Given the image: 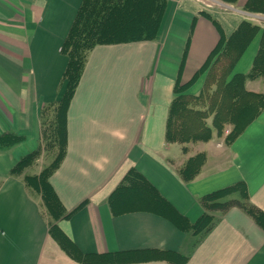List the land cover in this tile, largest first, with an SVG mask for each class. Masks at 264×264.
I'll return each mask as SVG.
<instances>
[{
    "label": "crops",
    "instance_id": "1",
    "mask_svg": "<svg viewBox=\"0 0 264 264\" xmlns=\"http://www.w3.org/2000/svg\"><path fill=\"white\" fill-rule=\"evenodd\" d=\"M82 1L0 0V135L21 137L0 149V264H264V230L237 208L215 214L207 233L183 231L172 219L176 212L195 223L202 196L237 182L264 211V109L231 143L214 132L183 153L165 139L176 80L193 78L221 33L228 38L243 20L264 28V14L244 10L248 0H167L154 40L89 52L67 111L65 157L49 178L69 217L52 220L25 182L46 166L11 173L41 145L46 109L63 93L61 47ZM261 32L232 75L251 72ZM204 81L205 73L187 93L197 94ZM245 88L264 96L261 76ZM198 153L205 154L199 174L182 181L176 168ZM131 170L168 207L155 206L161 200L142 183L129 186Z\"/></svg>",
    "mask_w": 264,
    "mask_h": 264
},
{
    "label": "trees",
    "instance_id": "2",
    "mask_svg": "<svg viewBox=\"0 0 264 264\" xmlns=\"http://www.w3.org/2000/svg\"><path fill=\"white\" fill-rule=\"evenodd\" d=\"M166 7L167 0L82 1L61 47V53L67 58L62 79L63 93L59 100L47 107V115L43 118L41 141L47 145V149L42 152L37 148L22 157L11 170L12 174H20L42 153L52 155L51 158H54L52 162L38 175L24 178L27 186L40 194L52 220L70 216L54 193L49 178L65 157L67 111L89 52L98 45L154 40L158 35ZM244 10L264 14V0H248ZM213 22L215 23L214 20ZM261 30L260 46L251 72L232 75L235 64ZM204 73L205 81L201 90L197 94L187 93ZM259 76L264 80V28L243 20L228 38L220 34L217 46L189 82L181 83L179 78L176 80L174 97L168 110L166 142L180 144L183 153H186L189 143L209 141L214 132L221 137L226 127H230V132L225 136V141L233 142L264 109V96L245 88L248 79ZM209 119L211 126L208 124ZM20 139L21 137L16 134L3 133L0 135V149L12 146ZM204 162L205 154L198 153L190 157L176 172L182 181H192L199 174ZM125 182L129 186L142 183L161 200V203L156 202L155 206L162 207L163 204L168 207L155 189L134 170L125 177ZM200 204L204 213L195 223H190L176 212L172 216L173 223L183 231L207 233L215 223V214H225L230 209L237 208L264 230V211L250 202L244 182H237L208 193L200 198ZM50 232L63 247L71 248V243L54 226Z\"/></svg>",
    "mask_w": 264,
    "mask_h": 264
},
{
    "label": "rangeland",
    "instance_id": "3",
    "mask_svg": "<svg viewBox=\"0 0 264 264\" xmlns=\"http://www.w3.org/2000/svg\"><path fill=\"white\" fill-rule=\"evenodd\" d=\"M262 19H263V22H264V16L262 17ZM261 23H262V21H261ZM208 124L211 125V120L208 121ZM219 146H220V144H219ZM38 149L41 150L42 152H44L43 150L46 151L47 145L45 143H42V141H41V145L38 147ZM45 153H47V152H45ZM47 156L51 157L52 155L50 156V155L47 154ZM38 159L39 158H37V160ZM53 159L54 158H41L38 161L37 160L34 161V163H36V164L33 163L34 166L29 169L30 173H38L42 168H44L45 166L49 165L52 162ZM180 167H182V166H180ZM180 167H177L176 171H178L180 169Z\"/></svg>",
    "mask_w": 264,
    "mask_h": 264
},
{
    "label": "built area",
    "instance_id": "4",
    "mask_svg": "<svg viewBox=\"0 0 264 264\" xmlns=\"http://www.w3.org/2000/svg\"><path fill=\"white\" fill-rule=\"evenodd\" d=\"M230 132L229 128L224 129V135H228Z\"/></svg>",
    "mask_w": 264,
    "mask_h": 264
},
{
    "label": "bare ground",
    "instance_id": "5",
    "mask_svg": "<svg viewBox=\"0 0 264 264\" xmlns=\"http://www.w3.org/2000/svg\"><path fill=\"white\" fill-rule=\"evenodd\" d=\"M250 114V113H249ZM134 205H132L131 207H133Z\"/></svg>",
    "mask_w": 264,
    "mask_h": 264
}]
</instances>
